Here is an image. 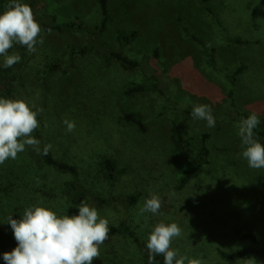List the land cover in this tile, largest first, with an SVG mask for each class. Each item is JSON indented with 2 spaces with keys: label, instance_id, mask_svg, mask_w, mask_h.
Here are the masks:
<instances>
[{
  "label": "rangeland",
  "instance_id": "374dc122",
  "mask_svg": "<svg viewBox=\"0 0 264 264\" xmlns=\"http://www.w3.org/2000/svg\"><path fill=\"white\" fill-rule=\"evenodd\" d=\"M10 2L0 0V12ZM20 2L33 9L44 39L27 54L30 82L46 94V124L32 133L41 150L51 144L55 158L76 165L78 179L92 193H139L129 207L84 201L109 227L126 221L140 240L139 248L129 235H108L92 264H145L140 249L160 222L181 227L171 247L201 264H264L260 254L226 258L243 247L264 248V168L248 166L238 136L244 119L238 114L255 112L264 119V0H109L111 20L102 31L97 0ZM51 16L59 24L81 17L85 28L98 32L43 31ZM135 30L136 39L124 44L118 33ZM87 46L89 52H79ZM107 49L122 51L140 67L110 61ZM16 53L21 61L10 68L0 57V97L4 70L17 71L24 64V47L9 50ZM155 84L162 91L126 94L131 86ZM194 104L211 106L214 128L192 118ZM64 119L75 122L74 132H66ZM205 134L208 155L201 159ZM104 155L127 168L114 185L103 173ZM0 167V264H5L3 253L17 245L6 222L9 215L20 219L25 208L38 204L73 215L78 205L64 191L74 177L46 164L31 147ZM152 185L176 204L179 220H172L165 205L161 221L141 212ZM248 232L257 240L245 239Z\"/></svg>",
  "mask_w": 264,
  "mask_h": 264
},
{
  "label": "clouds",
  "instance_id": "9594fccd",
  "mask_svg": "<svg viewBox=\"0 0 264 264\" xmlns=\"http://www.w3.org/2000/svg\"><path fill=\"white\" fill-rule=\"evenodd\" d=\"M41 32L31 6L20 0H11L0 12L2 66L10 68L21 61L18 53L9 54L15 45L25 47L28 54L36 52L37 44L44 43ZM34 107L23 99L0 97V165L8 159H17L18 153L24 152L26 146L37 154H49L52 145L45 144L41 150L40 140L32 135L40 127L37 117L43 112L42 108L33 110ZM191 116L194 120L206 121L209 128L216 125L210 105L194 104ZM63 123L66 132L75 131L74 121L64 119ZM259 124L257 113L252 112L240 121L238 127L243 149L241 155L253 169L264 168V144L254 137V129ZM161 207L160 196L151 193L145 199L141 212L156 215ZM77 208V214L58 215L38 204L25 208L20 219L9 215L6 222L17 245L3 253L5 264H92L94 258H100V246L108 239L110 231L109 221L101 218L98 210L85 202ZM181 235L182 229L177 223H157L146 241L149 264H155L156 256L163 257V264H201L199 259L180 255L178 249L171 247L173 239ZM249 264L253 261L250 260Z\"/></svg>",
  "mask_w": 264,
  "mask_h": 264
},
{
  "label": "trees",
  "instance_id": "16d2710c",
  "mask_svg": "<svg viewBox=\"0 0 264 264\" xmlns=\"http://www.w3.org/2000/svg\"><path fill=\"white\" fill-rule=\"evenodd\" d=\"M100 8L103 13V22L101 25V31L107 28L108 23L110 22V12H109V0H97ZM51 23H43V31H55L57 33H64L66 31H69L73 28L77 29H83L85 28L82 24L81 17H77V20L70 23L65 24H59L57 23V17L51 16L50 17ZM89 32L96 33L98 32L96 29L91 30V28H85ZM98 29V28H97ZM121 40L124 44L131 43L134 41L137 37V31H133L132 33H126V32H120L118 33ZM92 47L87 46L86 48H83L79 52L86 53L88 49H91ZM94 50V49H93ZM92 50V51H93ZM77 50L71 49L70 53L75 54ZM89 52V51H88ZM159 49H157V53H159ZM107 57L110 61H118L121 64H123L128 69H135L140 67V63L137 60H134L130 58L129 56L125 55L122 51H113V50H106ZM27 49L24 47V59L23 63L21 64L20 70H9L5 69L4 71L7 72L6 75H4L1 80L3 83V86L5 87L4 97L5 98H16L21 97L23 100L29 103V105H34V108H42L43 112L38 115V120L42 124H46L47 114H46V94L44 95V91L39 88H37L36 84H32L30 82V73H29V67L30 62L27 59ZM61 66V64H58ZM73 63L71 64V66ZM57 67V65H55ZM53 68V67H52ZM242 70V68H240ZM148 90H156V91H162L160 86L157 84L151 86V85H134L131 86L126 90L127 95H133L138 93H144ZM43 92V93H42ZM34 103V104H33ZM192 110V108H191ZM188 112V111H187ZM189 113H191L189 111ZM241 115L244 119L247 118V114H238ZM260 124L257 126L256 129H254V137L256 138H263L264 139V119H259ZM49 121V120H48ZM39 134V132H38ZM208 137V134L204 135V140L202 141L201 150L203 151L201 154V159L206 157L208 155V147L205 143V139ZM43 149V148H42ZM44 162L50 166H53L58 171L69 173L74 177V180L71 182H68L65 186V194L69 199V201L74 205H79L81 202H84L86 199H89L91 202H93L97 207H104L112 205L113 203H122L126 207L132 206L137 203L139 199V193L135 192L132 195H122V194H113L110 196H103L100 194L92 193L90 192L78 179V168L74 164L67 163L65 161H62L60 159H57L53 156V153L49 151L48 155L41 154ZM102 168L103 173H105V176L107 180L111 184H115L124 173L127 172V168L122 167L119 165V161L112 156L104 155L102 156ZM1 168V167H0ZM2 170V169H1ZM191 175L190 173L184 178L183 182L187 181V177ZM2 188L0 187V192ZM151 193H155L160 196L162 200V207L168 206L169 214L172 217V220H179V218L182 216V213L177 208L176 204L169 198L168 194L164 192V195H161L158 187L151 186L150 192L148 193V197ZM46 194V193H45ZM153 215V214H152ZM157 220L162 219V214L159 211L158 214L153 215ZM109 235L114 234H126L131 236L133 238L135 244L139 245L140 248V240L136 236L133 228L126 222L121 221L118 225L109 227ZM243 237L250 241L257 240V237L255 234L248 232L243 235ZM142 256L144 258L145 264H149V258H148V251L146 248L140 249ZM263 255L264 256V248L262 249H256L253 247H243L237 250H234L230 254L226 255V258L229 260H239L246 258L251 255ZM155 264H163V257L162 256H156L155 257Z\"/></svg>",
  "mask_w": 264,
  "mask_h": 264
}]
</instances>
